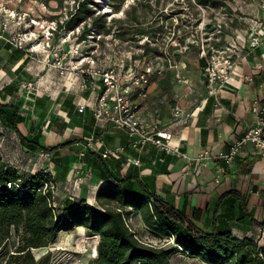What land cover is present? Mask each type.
<instances>
[{"label":"crops","instance_id":"1","mask_svg":"<svg viewBox=\"0 0 264 264\" xmlns=\"http://www.w3.org/2000/svg\"><path fill=\"white\" fill-rule=\"evenodd\" d=\"M83 81L84 77L78 75L61 77L57 69L45 66L43 61L28 58L26 53L1 41L0 104L3 106H0V110L11 115L13 109L10 105L17 106V128L10 126L1 113L0 122L5 121L31 147H53L52 152L56 151L58 157L53 161L61 167L57 173L64 174L68 169L61 182L64 185L67 180L75 182L77 190L74 191L86 199L92 197L95 200L94 193L98 186L107 182L102 174L108 171L119 178L129 179L127 183L134 190L146 189L175 209L182 210L197 228L210 230L213 210L219 206L218 201L229 190H235L241 194L244 210L249 211L250 215L228 220L232 234L238 238L251 237L264 246V157L257 155L252 144L245 143L229 164L214 158L194 164L149 142L133 146L132 138L123 129L114 125L104 129L96 127L91 110L102 85L95 79L96 89H91L83 86ZM27 84L31 86L25 90ZM226 86L228 90L223 96L219 94L220 99L217 94L194 93L183 97L177 91L169 98L163 95L156 100L151 97L156 94L157 84L150 83L148 99L140 114L150 118L156 114L161 125L172 130L170 143L178 146L190 158L204 150L212 153L225 151L255 123V113L251 110L253 102L257 101L264 108V42L253 49L249 48L245 58L235 65ZM32 92L42 101L41 106H35V109L48 112L49 120L44 124L31 116L25 117L24 113L27 112L20 107L26 104ZM6 104L9 106H4ZM81 104L85 107L79 112ZM176 105L182 109L181 118H175L172 114ZM97 132L102 134L101 149L116 148V152L106 158L100 157L98 151L88 152L83 157L84 165L91 169L81 186L80 181L72 178V165L77 160L81 143L73 141ZM69 141H72L70 146ZM65 148L70 150L61 153ZM133 157L138 159V163L131 161ZM237 203H233L234 207ZM194 210L198 211L197 219L193 217ZM96 244L97 238L93 246L95 256Z\"/></svg>","mask_w":264,"mask_h":264},{"label":"rangeland","instance_id":"2","mask_svg":"<svg viewBox=\"0 0 264 264\" xmlns=\"http://www.w3.org/2000/svg\"><path fill=\"white\" fill-rule=\"evenodd\" d=\"M92 1L93 13L86 20L80 21L71 30L64 27L57 31L50 29L53 32L51 35L49 28L52 21L58 27L61 21L63 23L69 18L70 13L75 10L77 0H0V8L14 14V20L19 21L21 30L33 31L34 41L42 42L43 46L49 45L47 52L39 48L33 55L29 54L28 58L43 61L45 66L52 67L50 64L68 49V45L80 42V48L87 57L78 65L84 64L87 67V61L93 59L95 65L89 68L92 71L95 68L122 67L121 64L125 69L132 66L136 72L149 67V81L157 84L156 94L151 98L156 100H160L163 95L169 98L177 91L183 97L194 93L209 95L211 89L219 88L220 78L228 79L237 62L245 58L249 48L253 49L264 42V0ZM97 15L102 16L105 21H97L99 33L91 25L93 16ZM85 26L91 29L86 40H82L79 33ZM108 27L109 32L103 33ZM180 37L184 41L176 47ZM256 37L258 40L253 41ZM199 58L203 59V66ZM76 61V58L69 55L63 60L68 67L77 65ZM224 64L228 66L227 73L225 76H216L211 88L208 86L209 75L205 67L210 66V70L221 73ZM71 74L81 76L76 71H71L66 76ZM30 86L27 84L25 90ZM226 90L227 87L222 89L220 96ZM220 96L218 95V99L222 98ZM27 98L26 104L20 105L27 112L24 113L25 117L31 116L41 124L46 123L49 120L48 112L35 109V106H41V97L32 92ZM1 100L5 101V98ZM82 140L79 138L73 143ZM70 142L72 141L67 142L68 146ZM68 150L70 149H62L61 153L65 154ZM0 157L21 172L33 174L44 170L47 175L50 174L48 177L53 184L52 204L56 206L57 212L65 203L66 196L76 201L85 198L74 191L77 190L75 182L67 180L65 185L61 182L68 169H65L64 174L57 173V169L61 167L58 162L53 161L58 158L56 151L45 153L44 150L27 145L5 121L0 122ZM80 162L83 172L80 174L82 179L78 181L82 186L91 168L84 165V158ZM74 167L72 165V178L76 180ZM86 200L97 205L92 197ZM127 224L145 242L154 240L159 245L171 243V240L165 241L166 239H159L148 233L140 214L135 211L127 219ZM10 233L9 238L0 243V264H3L8 254L16 250L20 241V235L12 227ZM95 240V236H89L84 227L79 226L71 231L60 232L51 244L37 247L32 252L38 260L37 264H91L90 260L95 256ZM170 261L172 264H202L200 260L181 252L170 256Z\"/></svg>","mask_w":264,"mask_h":264},{"label":"trees","instance_id":"3","mask_svg":"<svg viewBox=\"0 0 264 264\" xmlns=\"http://www.w3.org/2000/svg\"><path fill=\"white\" fill-rule=\"evenodd\" d=\"M93 3L92 0H77L75 10L58 24L57 29L77 27L80 21L92 15ZM101 17L93 16L91 22L97 33V21L105 22ZM109 28L103 33L109 32ZM90 29L83 27L79 37L86 38ZM183 41L180 37L176 47ZM199 60L203 66V59ZM10 107L13 109L11 115L2 110L0 113L10 126L17 128L18 109L16 105ZM38 146L46 152L53 149ZM91 151L87 150L85 156ZM105 172L102 176L107 182L98 186L94 193L97 205L86 198L76 201L70 197L57 212L52 204V190L45 188L51 181L50 174L44 170L33 174L21 172L0 157V243L9 238L11 227L20 235L16 250L6 256L3 264H37L33 249L47 246L60 232L79 226L84 227L89 236L97 237V255L90 260L91 264H172L170 256L177 252L205 264H264V246L248 236L235 237L229 227L228 220L250 215L244 210V200L237 191L229 190L218 201L219 206L213 210L211 229L205 230L197 228L182 210L175 209L159 196L143 188L136 191L127 183L129 179ZM132 211L140 214L148 233L159 239L171 238V243L145 244L127 224ZM194 211L193 217L197 219L198 211Z\"/></svg>","mask_w":264,"mask_h":264},{"label":"built area","instance_id":"4","mask_svg":"<svg viewBox=\"0 0 264 264\" xmlns=\"http://www.w3.org/2000/svg\"><path fill=\"white\" fill-rule=\"evenodd\" d=\"M14 19V14L0 8V42L4 41L12 48L18 49L27 55H33L39 48H42L45 52L48 51V44H46L48 46H43L42 42L34 41V39H32L34 38V32L31 30H29V32L21 30L18 26L19 21L16 22ZM52 23L53 24L49 28L50 35L53 33L50 29L52 31L57 29V26H54L57 24L53 21ZM12 25L14 27L11 30ZM8 30L9 32L6 34ZM86 38H82V40H86ZM100 38L101 37L99 36L98 39ZM257 40L258 37L253 39V41ZM46 55L48 56L49 54L47 53ZM68 55L77 59V65L68 67L63 62L64 58ZM86 57L87 56L83 54V51L80 48V42H78L68 45V49L62 52V55L58 57L55 62L49 64L58 70V74L61 77L66 76L71 73V71H76L84 77L82 84L85 87L96 89L97 83L94 79H98L100 81L102 88L97 93L95 99L96 102L91 110V115L94 118L96 127L104 129L109 125H114L123 129L127 133L128 137L132 138L133 146H136L137 144L143 145L146 144V142H149L162 151L165 150L166 152L177 154L194 164L201 163L203 160H209L212 158L225 164H229L233 162L245 143L252 144L257 155L259 157H264V108L259 106L257 101H254L251 107L252 112L255 113V123L252 126H249L241 137L231 143L227 150L216 153L204 150L196 154V156L190 158L185 153L181 152L178 146H174L170 143L172 137L171 128H166L165 125H161V122L158 120L156 115H154L153 118H150L147 116L144 117L140 114V110L142 109L145 101L148 99L147 97L149 94L148 86L151 83L149 81L151 71L149 67L142 72H136L132 66L125 69L121 64L120 66L122 67L111 66L102 69L95 68V70L92 71L89 68L95 65V61L93 59L87 61V67H85L84 64H82V66L78 65V63H83ZM209 67H205V71L208 72L209 75L207 78L209 80L208 86L212 88L216 76H222V74L225 76L228 71V66L224 64L221 67V73L216 72V70L212 71ZM87 80H89V82H87ZM220 80L221 82L219 83V88L211 89L208 93L209 95H219L222 89H226L227 80L223 77L222 79L220 78ZM184 81L187 82L186 80ZM84 107L85 106L81 104L78 111H82ZM172 114L175 118H181V116H183L182 109L179 105L173 107ZM80 143L81 148L77 153L79 162L83 159L87 150H92L93 152L98 151L102 158H106L116 152V148L104 147L101 149V132L91 133L85 136ZM45 153L48 152L45 151ZM78 161L74 164L77 181L82 179L80 174L83 172V170L81 171V162L79 163ZM131 161L135 164L138 163V159L135 157H133ZM50 182L51 181L49 180L48 184L45 185V188L53 187V184ZM169 240L172 241L171 238ZM143 242L147 245L150 244L160 246L154 240L149 242H145L143 240ZM221 264L228 263L223 262Z\"/></svg>","mask_w":264,"mask_h":264}]
</instances>
